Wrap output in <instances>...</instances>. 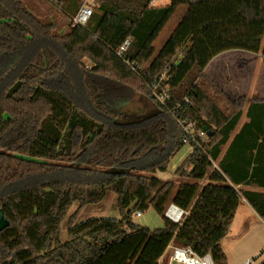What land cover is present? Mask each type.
Wrapping results in <instances>:
<instances>
[{"label":"trees","instance_id":"obj_1","mask_svg":"<svg viewBox=\"0 0 264 264\" xmlns=\"http://www.w3.org/2000/svg\"><path fill=\"white\" fill-rule=\"evenodd\" d=\"M48 1L69 20L82 5ZM152 1L96 0L87 25L70 20L63 31L24 0H0V208L10 221L0 232V264H159L170 243L227 264L221 242L241 200L264 219V191L238 187L264 188V99L253 98L240 126L244 104L206 72L228 50L264 55V0ZM112 20L130 24L123 57L107 40ZM68 60L101 118L68 92L75 77ZM130 93H138L140 105ZM178 119L212 131L202 146L190 139L194 150L174 173L186 178L180 182L156 175L185 146ZM109 190L120 217L75 222L76 212L62 243L70 207L99 203ZM170 203L189 211L182 223L165 216ZM150 207L163 226L133 221Z\"/></svg>","mask_w":264,"mask_h":264},{"label":"rangeland","instance_id":"obj_2","mask_svg":"<svg viewBox=\"0 0 264 264\" xmlns=\"http://www.w3.org/2000/svg\"><path fill=\"white\" fill-rule=\"evenodd\" d=\"M25 3L34 9L41 17L53 18L58 23L59 30L63 28V31L68 30L70 20L65 16L58 6L52 4L48 0H24ZM87 0H82L84 3ZM94 1V10L96 0ZM170 4L171 0H157L156 5ZM152 5V2H151ZM164 6V5H163ZM186 6H180L176 13L172 16L171 20L164 27L160 33L159 38L155 42V47L158 50L165 42L167 37L173 31L181 16L186 10ZM73 23V22H72ZM130 24L122 20H118L114 23V20L110 23L106 34H110L108 42L113 40L114 45H120L122 38H127L129 34ZM124 33H123V29ZM116 32L113 30L117 29ZM122 34V35H121ZM124 34V35H123ZM183 50L179 51L174 57V61L181 58ZM72 65V61L68 60ZM83 62L86 67L91 68L93 62L88 57L83 58ZM264 55L259 53H249V51H231L227 54L213 60L208 68L209 75L216 81V83L224 90L235 102H242L244 104V114L242 116L240 126L247 121L246 109L250 101L255 96L264 97ZM74 76L71 85L68 88V92L75 98L77 104L86 110L89 114L99 117V113L91 106L85 95L83 85L81 83V76L79 68L73 64ZM131 103L140 105L138 93H130ZM129 105H127L128 107ZM131 106V105H130ZM129 106V108H130ZM190 152V146L185 145L174 158L171 159L169 167L166 171H158L157 176L169 180L175 179L177 182L185 181V177L175 176V168ZM183 163V162H182ZM176 164V165H175ZM175 165V167H174ZM175 170V171H174ZM57 177L58 174H54ZM240 188L255 189L256 186H240ZM252 207L247 203L245 199L241 200L239 212L236 220L233 223V227H230L228 234L223 238L222 246L227 256V264H239L246 259L255 258L253 264H260L264 261V219L255 211H251ZM77 212L75 222H80L92 216H110L120 217L118 211L117 194L109 190L106 197L99 203H92L85 206L83 209L79 208V203H74L68 210L61 224V242L64 243L69 239L68 227L71 223V217ZM79 212V213H78ZM133 221L138 224L148 226L152 229L161 227L163 225L162 216L155 211L154 208L143 211L140 217H137L135 213L132 216ZM232 226V224H231ZM165 257L162 258L163 264H167L170 259V250H166Z\"/></svg>","mask_w":264,"mask_h":264},{"label":"built area","instance_id":"obj_3","mask_svg":"<svg viewBox=\"0 0 264 264\" xmlns=\"http://www.w3.org/2000/svg\"><path fill=\"white\" fill-rule=\"evenodd\" d=\"M93 12H94V1L87 0L84 3H82L77 14L70 20L74 24L85 26L89 22V19L91 18ZM130 43H131V37L125 39L124 42L117 48V55L123 57L124 52L130 45ZM126 62L128 64H131L129 60H126ZM131 66L132 68H134L132 64ZM158 97L160 98L161 101H163V99L160 96ZM178 123L186 133V136L182 139V141L184 145L190 146L189 153H191L194 150V147L191 144L190 139L193 140L199 146L204 145L208 141L209 136L206 134L203 128H197L194 122L184 123L182 120L178 119ZM142 213L143 211L138 210L135 212V215L137 217H140ZM188 213H189L188 210L183 209L174 203H170L165 211V216L176 223H182V221L184 220L185 216ZM167 250L171 251L170 259L167 264H217L210 252H207L205 254H199L198 252L195 251V249L192 246H181V245H176L174 243H170L167 247ZM165 254L166 253H164V255L159 259V264H163L162 258L165 257ZM254 262H255V258L254 259L249 258L239 264H253Z\"/></svg>","mask_w":264,"mask_h":264},{"label":"crops","instance_id":"obj_4","mask_svg":"<svg viewBox=\"0 0 264 264\" xmlns=\"http://www.w3.org/2000/svg\"><path fill=\"white\" fill-rule=\"evenodd\" d=\"M156 1L157 0H153L152 1V5H155V6H163V5H165V3L164 4H162V5H156ZM167 5V4H166ZM231 51H234V50H228V51H225V52H223V53H220L219 55H217V56H215L212 60H211V62L213 61V60H215L216 58H219V57H221V56H223V55H225V54H227L228 52H231ZM235 51H240V50H235ZM248 52V51H247ZM249 53H253V52H249ZM178 60V59H177ZM211 62L208 64V66L206 67V72L209 74V72H208V68H209V66H210V64H211ZM262 66L264 67V64L262 63ZM214 80V79H213ZM215 81V80H214ZM216 82V81H215ZM218 85V84H217ZM219 86V85H218ZM220 87V86H219ZM222 89V88H221ZM223 90V89H222ZM223 92H224V90H223ZM225 93V92H224ZM226 94V93H225ZM228 96V95H227ZM229 97V96H228ZM256 98H259V99H264V97L263 96H255ZM230 98V97H229ZM231 99V98H230ZM232 100V99H231ZM233 101V100H232ZM251 102V101H250ZM250 102H249V104H250ZM248 104V105H249ZM189 155V153L187 154V156ZM186 156V157H187ZM185 157V158H186ZM185 158L183 159V161L185 160ZM182 161V162H183ZM182 162L179 164V165H181L182 164ZM176 165V164H175ZM174 165V166H175ZM178 165V166H179ZM177 166V167H178ZM175 170H176V168H175ZM174 170V171H175ZM173 178V177H172ZM171 178V179H172ZM238 187H240V185L238 186ZM252 190H259V191H264V188H261V187H256L255 189H252ZM245 199V198H244ZM246 200V199H245ZM247 201V200H246ZM247 203H248V201H247ZM240 204H241V202H240ZM240 204H239V206H238V209H237V211H236V214H235V217H234V219H233V222H232V226L231 227H233V223H234V221L236 220V217H237V215H238V212H239V207H240ZM249 204V203H248ZM250 205V204H249ZM251 206V205H250ZM252 207V206H251ZM252 210L251 211H255V209L252 207L251 208ZM255 213H257L256 211H255ZM258 214V213H257ZM163 226V225H162ZM223 241V240H222ZM222 248H223V246H222Z\"/></svg>","mask_w":264,"mask_h":264},{"label":"water","instance_id":"obj_5","mask_svg":"<svg viewBox=\"0 0 264 264\" xmlns=\"http://www.w3.org/2000/svg\"><path fill=\"white\" fill-rule=\"evenodd\" d=\"M203 130L207 133L208 136L212 135V131L209 130L208 126H204ZM10 224L9 219L5 215V212L2 208H0V232L8 227Z\"/></svg>","mask_w":264,"mask_h":264},{"label":"bare ground","instance_id":"obj_6","mask_svg":"<svg viewBox=\"0 0 264 264\" xmlns=\"http://www.w3.org/2000/svg\"><path fill=\"white\" fill-rule=\"evenodd\" d=\"M207 134V133H206ZM210 137V136H209Z\"/></svg>","mask_w":264,"mask_h":264}]
</instances>
